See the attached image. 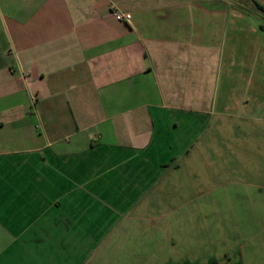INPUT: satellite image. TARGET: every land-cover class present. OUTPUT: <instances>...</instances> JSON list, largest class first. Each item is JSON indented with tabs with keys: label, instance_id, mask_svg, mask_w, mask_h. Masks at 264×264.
Segmentation results:
<instances>
[{
	"label": "crops",
	"instance_id": "obj_1",
	"mask_svg": "<svg viewBox=\"0 0 264 264\" xmlns=\"http://www.w3.org/2000/svg\"><path fill=\"white\" fill-rule=\"evenodd\" d=\"M226 118L264 124V0H0V264L87 262ZM214 183L181 194H237L242 214L264 191ZM246 238L240 264H264V223Z\"/></svg>",
	"mask_w": 264,
	"mask_h": 264
},
{
	"label": "rangeland",
	"instance_id": "obj_2",
	"mask_svg": "<svg viewBox=\"0 0 264 264\" xmlns=\"http://www.w3.org/2000/svg\"><path fill=\"white\" fill-rule=\"evenodd\" d=\"M262 127L259 122L227 118L208 123L186 153L163 168L147 194H138L128 209L111 215V223L95 231L97 246L83 264H240L239 244L247 240L253 227L264 223V191L252 189L253 211L242 214L235 212L238 206L232 198L237 194H215L216 189L206 194L181 192L189 183L193 192L199 180H206L208 187L215 186L214 180L227 182L222 190L236 186L231 181L263 185ZM203 145L218 150H206V156L205 152L199 156ZM235 161L244 167L243 172L232 168ZM248 169L253 177L246 175Z\"/></svg>",
	"mask_w": 264,
	"mask_h": 264
},
{
	"label": "built area",
	"instance_id": "obj_3",
	"mask_svg": "<svg viewBox=\"0 0 264 264\" xmlns=\"http://www.w3.org/2000/svg\"><path fill=\"white\" fill-rule=\"evenodd\" d=\"M116 17L117 18H123V15L117 12L116 13ZM32 101L35 102V98L34 97L32 98Z\"/></svg>",
	"mask_w": 264,
	"mask_h": 264
}]
</instances>
